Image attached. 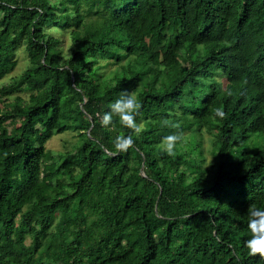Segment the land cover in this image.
<instances>
[{
    "label": "trees",
    "instance_id": "trees-1",
    "mask_svg": "<svg viewBox=\"0 0 264 264\" xmlns=\"http://www.w3.org/2000/svg\"><path fill=\"white\" fill-rule=\"evenodd\" d=\"M20 49L0 85V264H264L244 246L264 206V0H0V84ZM121 91L141 101L126 152L111 139L131 130L97 115ZM66 133L71 151L47 149Z\"/></svg>",
    "mask_w": 264,
    "mask_h": 264
},
{
    "label": "clouds",
    "instance_id": "clouds-1",
    "mask_svg": "<svg viewBox=\"0 0 264 264\" xmlns=\"http://www.w3.org/2000/svg\"><path fill=\"white\" fill-rule=\"evenodd\" d=\"M140 109L141 101L134 91H121L119 96L109 104L107 111H104L102 115L97 113L98 116H101L102 127L111 126L115 117L121 126L131 130L128 135L117 134L111 139L112 148L117 152H126L133 148L135 144L133 134H139L142 131L141 125L137 122ZM216 115L223 117L224 112L217 109ZM165 126H167V122H165ZM179 139L180 136L175 133L165 135L161 140L160 147L167 155L171 156L174 154V146ZM247 215V227L251 235L244 241V246L249 255L259 254L261 258H264V206H251Z\"/></svg>",
    "mask_w": 264,
    "mask_h": 264
},
{
    "label": "rangeland",
    "instance_id": "rangeland-1",
    "mask_svg": "<svg viewBox=\"0 0 264 264\" xmlns=\"http://www.w3.org/2000/svg\"><path fill=\"white\" fill-rule=\"evenodd\" d=\"M51 32L56 36L63 40V50L64 53L68 54V48L70 45L69 37L66 33L59 31L58 29L54 28L51 30ZM16 58L18 59L19 66L16 69V71L9 77H7L0 85H6L14 77H17L21 75L24 70L28 67V59L24 53L23 49H20L17 54ZM110 70V69H109ZM112 73L115 74V69H112ZM210 139L211 137L205 132V166H210L213 163V157L210 154ZM80 142V138H78V135L75 133H66L63 135H57L55 136L50 142L47 144V149L51 150L56 154L57 156L60 154H64L67 151H71L74 146Z\"/></svg>",
    "mask_w": 264,
    "mask_h": 264
}]
</instances>
